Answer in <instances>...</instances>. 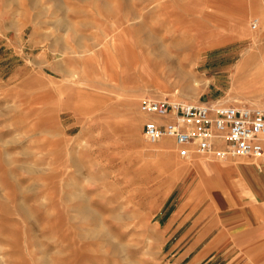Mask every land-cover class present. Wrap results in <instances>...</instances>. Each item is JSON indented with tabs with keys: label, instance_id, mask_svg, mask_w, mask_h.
<instances>
[{
	"label": "rangeland",
	"instance_id": "1",
	"mask_svg": "<svg viewBox=\"0 0 264 264\" xmlns=\"http://www.w3.org/2000/svg\"><path fill=\"white\" fill-rule=\"evenodd\" d=\"M263 78L262 0H0V264L206 262L164 226L208 159L147 142L139 105L264 110Z\"/></svg>",
	"mask_w": 264,
	"mask_h": 264
},
{
	"label": "crops",
	"instance_id": "2",
	"mask_svg": "<svg viewBox=\"0 0 264 264\" xmlns=\"http://www.w3.org/2000/svg\"><path fill=\"white\" fill-rule=\"evenodd\" d=\"M158 144L172 146L177 157L172 140L164 139ZM210 161L200 163L204 186L208 183L205 192L200 191L199 183L187 187L184 201L168 216L164 229L173 231L168 232V238L175 240L173 244L181 243L186 235L178 233L186 229L192 246L207 241L192 256L195 263L206 260L203 264H264V167L259 169L255 160L246 158Z\"/></svg>",
	"mask_w": 264,
	"mask_h": 264
},
{
	"label": "built area",
	"instance_id": "3",
	"mask_svg": "<svg viewBox=\"0 0 264 264\" xmlns=\"http://www.w3.org/2000/svg\"><path fill=\"white\" fill-rule=\"evenodd\" d=\"M259 22L253 19L250 28ZM139 112L146 116L142 134L147 142L172 140L181 160H255L264 167V110L209 102L145 98Z\"/></svg>",
	"mask_w": 264,
	"mask_h": 264
},
{
	"label": "bare ground",
	"instance_id": "4",
	"mask_svg": "<svg viewBox=\"0 0 264 264\" xmlns=\"http://www.w3.org/2000/svg\"><path fill=\"white\" fill-rule=\"evenodd\" d=\"M211 42L212 41H209V43H211ZM126 50H130V49L129 48L128 49H123L122 52L123 53L125 52L127 54V51ZM122 52L119 51L118 52V56ZM100 69H101V76H102V80L100 81V84L101 85H104V89H108L109 86H110V83L112 81L111 70L108 69L105 66V64H101V68ZM262 70L263 69H258V68L256 69L255 65L251 61H249V60L248 61H245V62H243L242 64H240V66H238L235 69V71L233 73V76H232L233 82H236V83L239 82V84H250V85H254L255 83H257L258 80H260L261 77H263L262 76ZM108 99H109V97H107L106 95H102V96H100V99L99 100H100V102H106ZM83 101H85V100H83ZM85 106H86V104H85ZM136 123H137L136 121H135V123H133L134 126H136Z\"/></svg>",
	"mask_w": 264,
	"mask_h": 264
}]
</instances>
